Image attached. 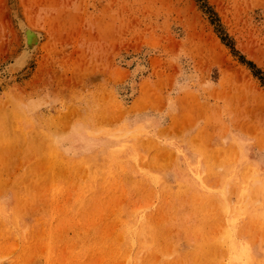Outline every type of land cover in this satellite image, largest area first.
<instances>
[{
  "label": "rangeland",
  "instance_id": "rangeland-1",
  "mask_svg": "<svg viewBox=\"0 0 264 264\" xmlns=\"http://www.w3.org/2000/svg\"><path fill=\"white\" fill-rule=\"evenodd\" d=\"M205 1L237 55L196 0H0V264H264V0Z\"/></svg>",
  "mask_w": 264,
  "mask_h": 264
},
{
  "label": "trees",
  "instance_id": "trees-1",
  "mask_svg": "<svg viewBox=\"0 0 264 264\" xmlns=\"http://www.w3.org/2000/svg\"><path fill=\"white\" fill-rule=\"evenodd\" d=\"M196 2L199 4L200 9L203 10V12L208 16L209 22L211 23V25H213L215 32L219 35L220 40L225 43L226 46L229 47V49L234 55H237V51L234 49L233 45L228 42L227 36L222 32V28L217 16L211 10V8L207 6L206 1L196 0ZM240 59L242 63L249 67L253 76L259 80L261 86L264 88V72L258 69L253 63L245 61L243 57H240Z\"/></svg>",
  "mask_w": 264,
  "mask_h": 264
},
{
  "label": "bare ground",
  "instance_id": "bare-ground-1",
  "mask_svg": "<svg viewBox=\"0 0 264 264\" xmlns=\"http://www.w3.org/2000/svg\"><path fill=\"white\" fill-rule=\"evenodd\" d=\"M28 39H31L30 41H27V44L29 45V44H32V43H36L37 44V42H38V37L37 36H35L34 34H31V33H28ZM35 44V45H36ZM29 55V54H28ZM116 146H118V145H116Z\"/></svg>",
  "mask_w": 264,
  "mask_h": 264
}]
</instances>
